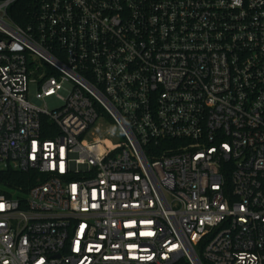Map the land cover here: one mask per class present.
Returning <instances> with one entry per match:
<instances>
[{
    "label": "built area",
    "instance_id": "obj_1",
    "mask_svg": "<svg viewBox=\"0 0 264 264\" xmlns=\"http://www.w3.org/2000/svg\"><path fill=\"white\" fill-rule=\"evenodd\" d=\"M5 170L0 264H264V0H0Z\"/></svg>",
    "mask_w": 264,
    "mask_h": 264
},
{
    "label": "trees",
    "instance_id": "obj_2",
    "mask_svg": "<svg viewBox=\"0 0 264 264\" xmlns=\"http://www.w3.org/2000/svg\"><path fill=\"white\" fill-rule=\"evenodd\" d=\"M24 1H21L18 5L15 4L18 7L19 12H22L19 14V17L14 16V20L17 23H23V16L26 15V5L23 3ZM9 11H12V8L9 9ZM101 114H105V112L100 109ZM28 176L26 173H20V172H13L11 170H5V171H0V187L2 186H16V185H23L26 186V181L24 179Z\"/></svg>",
    "mask_w": 264,
    "mask_h": 264
},
{
    "label": "rangeland",
    "instance_id": "obj_3",
    "mask_svg": "<svg viewBox=\"0 0 264 264\" xmlns=\"http://www.w3.org/2000/svg\"><path fill=\"white\" fill-rule=\"evenodd\" d=\"M63 87L65 89H69L70 88V83L65 82L63 84ZM43 102H44V104L47 106V108L49 110H53V109L59 108L63 104L62 98L57 96L56 94L44 97L43 98ZM114 132H115V130H114ZM116 135H117V133H116Z\"/></svg>",
    "mask_w": 264,
    "mask_h": 264
},
{
    "label": "snow or ice",
    "instance_id": "obj_4",
    "mask_svg": "<svg viewBox=\"0 0 264 264\" xmlns=\"http://www.w3.org/2000/svg\"><path fill=\"white\" fill-rule=\"evenodd\" d=\"M0 207H2V205H0Z\"/></svg>",
    "mask_w": 264,
    "mask_h": 264
}]
</instances>
